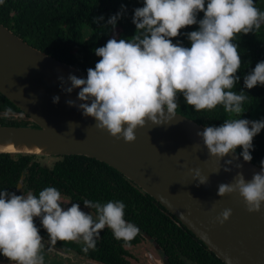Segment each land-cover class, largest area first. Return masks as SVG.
Here are the masks:
<instances>
[{
	"label": "clouds",
	"instance_id": "obj_1",
	"mask_svg": "<svg viewBox=\"0 0 264 264\" xmlns=\"http://www.w3.org/2000/svg\"><path fill=\"white\" fill-rule=\"evenodd\" d=\"M4 3L0 0V5ZM126 12L127 6L121 4L102 28L115 30ZM200 13L202 18H198ZM104 19L103 15L93 17V23ZM131 22L136 29L131 39L113 36L104 46L93 49L100 59L94 68L87 69L86 78L74 74L67 80L58 77L62 91L71 94L79 90L76 100L65 103L77 107L84 117H92L96 128L127 143L136 140V130L146 123H170L177 114L178 95L197 112L220 105L237 118L225 119L219 126H205L197 136L209 156L223 158L230 152L235 154L239 147V156L251 162L253 139L264 130V118H241L249 95L243 89L234 90L241 78L236 75L241 68L240 48L234 41L264 23V11L256 7V0H142V6L133 10ZM192 25H197L196 30L181 33ZM181 35L190 46L173 42ZM243 84L249 90L264 86V60L244 75ZM59 100V95L52 97L54 104ZM260 167L250 180L238 172L233 182L218 186L217 194H238L248 212H259L264 206V159ZM189 171L199 184L207 183L199 168ZM16 187L21 194L0 188V256L10 264H45L36 218L51 243L82 242L84 252L95 248L105 228L125 243L139 232L136 224L125 219L123 200L101 203L83 199L86 207L95 210L94 218L82 211L79 203L66 206L67 198L54 186L38 194L25 191L19 184ZM231 215L232 210L226 208L216 219L223 224Z\"/></svg>",
	"mask_w": 264,
	"mask_h": 264
},
{
	"label": "water",
	"instance_id": "obj_2",
	"mask_svg": "<svg viewBox=\"0 0 264 264\" xmlns=\"http://www.w3.org/2000/svg\"><path fill=\"white\" fill-rule=\"evenodd\" d=\"M69 74L87 75L32 47L0 23V93L21 111L0 112V118L24 116L36 125L0 126V155L98 160L154 198L223 263L264 264V206L250 213L238 194H217L218 186L233 182L238 172L250 180L261 167L244 162L237 153L209 156L197 136L204 127L178 112L166 125L138 128L134 142L114 138L96 128L92 117L65 103L76 100L79 91L61 90L58 77L67 80ZM55 95L60 97L56 104ZM228 160L232 163L226 164ZM196 168L207 177L206 184H199L189 171ZM226 208L232 215L220 224L216 218Z\"/></svg>",
	"mask_w": 264,
	"mask_h": 264
},
{
	"label": "trees",
	"instance_id": "obj_3",
	"mask_svg": "<svg viewBox=\"0 0 264 264\" xmlns=\"http://www.w3.org/2000/svg\"><path fill=\"white\" fill-rule=\"evenodd\" d=\"M121 4L127 6V12L117 22L115 30H112L111 26L107 29L102 28L108 17L120 10ZM140 6H142V0H5V3L0 5V23L32 47L87 73V69L94 68L95 63L100 59L95 55L94 48L104 46L113 36L117 39H131L136 31L131 22L133 10ZM256 7L264 11V0H256ZM100 15L104 16V21L99 24L93 23V17ZM202 16L203 13H200L198 18ZM196 28L197 25L187 26L181 29V33L196 30ZM177 40L182 41L184 46H190V42L184 35L173 38L174 43ZM234 42L239 44L241 56V68L236 74L241 78L234 90L239 92L243 89L249 95V99L244 104L245 112L241 118L254 120L256 115L260 119L264 118V86L258 85L249 90L244 89L243 84L244 75L250 72L257 62L264 60V23L254 32L246 35L240 34ZM177 102L179 107L176 111L178 113L203 127L219 126L225 119L237 118L234 114L226 113L220 105L211 111L197 112L192 106L186 104L182 95H178ZM0 112L21 113L1 93ZM30 125L36 127L24 116L0 118V126ZM253 145L251 162L260 167V161L264 159V130L254 137ZM240 151L238 147L236 153L239 154ZM32 157L20 155L15 161L9 155L0 156V177H4L9 171L7 166L17 165V167H11V171L15 173L20 166L32 161ZM64 158L65 161L57 164L53 173L49 174V180L52 181L56 177L55 181L60 180L66 185L87 188L93 201L105 203V200L99 197V193L93 190L94 188L119 186L130 188L129 194L134 196H142L144 193L105 163L85 156H65ZM44 172L47 170L44 169ZM10 178L14 177L10 176ZM151 201L153 203L149 205L151 204L155 214L151 231L155 237H158V244L162 241L171 243L169 249L172 251L170 258L172 264H225L185 226L181 225L180 228L175 221L171 220V215L162 205L153 198ZM124 202L127 201L124 199ZM164 211L169 216H166ZM125 219L128 220V217ZM140 225L142 230L148 232L147 225L141 218Z\"/></svg>",
	"mask_w": 264,
	"mask_h": 264
},
{
	"label": "flooded vegetation",
	"instance_id": "obj_4",
	"mask_svg": "<svg viewBox=\"0 0 264 264\" xmlns=\"http://www.w3.org/2000/svg\"><path fill=\"white\" fill-rule=\"evenodd\" d=\"M19 156L9 155L15 161L19 159ZM64 157L33 156L32 161L30 160V162H26V165L20 166L15 173L11 171V167H17V165L11 164L7 166L9 171L5 173L4 177H0V188H7L8 191L21 194L20 187H16L19 184L23 186L25 191L32 190L38 194L41 189L47 186H54L61 192L62 196L67 198L65 202L68 204L66 206H70L72 202L79 203L82 211L91 213L95 218V210L86 207L83 203V199L92 200L88 194L90 191L86 190L87 188L66 185V183H61L60 180L55 181L56 177L52 181L49 180V174L53 173V169L57 164L65 161ZM40 168L41 170H39ZM44 169L47 172H44ZM10 176L14 178L11 179ZM93 190L99 193V197L105 200V203L109 200H123L124 202L125 199L127 201L124 202L126 205L125 217H128V221L138 226V234L130 242L125 243L123 240L115 239L112 231L105 228L100 232V237L97 239L95 248L84 252L82 250V242L56 241L55 243H51L46 230L40 225L39 218H36L35 223L43 238L44 249L42 251L45 264H152L151 260L160 262L167 260L170 262L172 251H170L169 247L171 243L162 241L158 244V237H155L151 231L155 216L151 204L149 205V203H153L151 196L150 198L144 193H142V196H134L133 194H129L130 188L126 189L119 186L94 188ZM166 211H164V214L167 216L170 213L167 211V214ZM140 218L147 225L148 232L142 230ZM170 218L181 228L183 224L173 215ZM0 261L10 264L9 260L3 256H0Z\"/></svg>",
	"mask_w": 264,
	"mask_h": 264
},
{
	"label": "rangeland",
	"instance_id": "obj_5",
	"mask_svg": "<svg viewBox=\"0 0 264 264\" xmlns=\"http://www.w3.org/2000/svg\"><path fill=\"white\" fill-rule=\"evenodd\" d=\"M257 119H260V117H259L258 115H256V116L254 117V120H257Z\"/></svg>",
	"mask_w": 264,
	"mask_h": 264
}]
</instances>
